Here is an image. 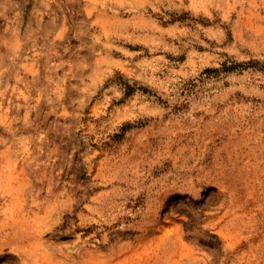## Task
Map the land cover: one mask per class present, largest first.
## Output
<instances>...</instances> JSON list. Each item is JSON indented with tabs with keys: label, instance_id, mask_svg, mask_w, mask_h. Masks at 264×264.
I'll return each mask as SVG.
<instances>
[{
	"label": "rangeland",
	"instance_id": "rangeland-1",
	"mask_svg": "<svg viewBox=\"0 0 264 264\" xmlns=\"http://www.w3.org/2000/svg\"><path fill=\"white\" fill-rule=\"evenodd\" d=\"M0 264H264V0H0Z\"/></svg>",
	"mask_w": 264,
	"mask_h": 264
},
{
	"label": "trees",
	"instance_id": "trees-1",
	"mask_svg": "<svg viewBox=\"0 0 264 264\" xmlns=\"http://www.w3.org/2000/svg\"><path fill=\"white\" fill-rule=\"evenodd\" d=\"M126 88L130 89V88H131V86H130L129 84H126Z\"/></svg>",
	"mask_w": 264,
	"mask_h": 264
}]
</instances>
